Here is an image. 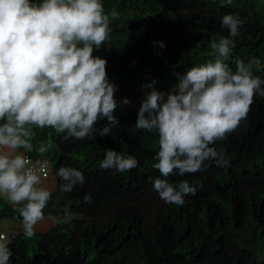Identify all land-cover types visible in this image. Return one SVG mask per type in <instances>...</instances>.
<instances>
[{
  "label": "trees",
  "instance_id": "obj_1",
  "mask_svg": "<svg viewBox=\"0 0 264 264\" xmlns=\"http://www.w3.org/2000/svg\"><path fill=\"white\" fill-rule=\"evenodd\" d=\"M54 1L0 0V134L55 182L0 221L57 218L0 264H264V0Z\"/></svg>",
  "mask_w": 264,
  "mask_h": 264
},
{
  "label": "built area",
  "instance_id": "obj_2",
  "mask_svg": "<svg viewBox=\"0 0 264 264\" xmlns=\"http://www.w3.org/2000/svg\"><path fill=\"white\" fill-rule=\"evenodd\" d=\"M51 178V167L47 161L34 160L25 154L21 157V168L18 171L4 172V187L1 196L12 201H21L34 190L40 179ZM16 234L14 229L3 231L0 225V246H4Z\"/></svg>",
  "mask_w": 264,
  "mask_h": 264
},
{
  "label": "crops",
  "instance_id": "obj_3",
  "mask_svg": "<svg viewBox=\"0 0 264 264\" xmlns=\"http://www.w3.org/2000/svg\"><path fill=\"white\" fill-rule=\"evenodd\" d=\"M21 156L22 152L17 151L8 141L7 137L0 134V179L2 180V174L8 171H18L21 168ZM53 175L48 180L41 179L36 183L33 192L24 197L22 202L32 204L35 201L41 200L48 194L54 192V182L52 181ZM3 182V180H2ZM31 196V199L28 197ZM43 218L37 219L36 225L42 224ZM22 224V223H21ZM20 223L14 225L15 229H20ZM22 230V229H21ZM23 231V230H22Z\"/></svg>",
  "mask_w": 264,
  "mask_h": 264
},
{
  "label": "rangeland",
  "instance_id": "obj_4",
  "mask_svg": "<svg viewBox=\"0 0 264 264\" xmlns=\"http://www.w3.org/2000/svg\"><path fill=\"white\" fill-rule=\"evenodd\" d=\"M54 2H57V0H55ZM153 98L152 95L150 94H142L139 91H132L128 94H125L122 99L121 102H134V103H139V102H146L149 101ZM49 178L45 179L48 180ZM52 181L54 182V179H52ZM55 183V182H54ZM3 182L0 179V193L3 189ZM29 199H31V196L28 197ZM57 221V218H46L44 217L42 220V224L40 226L35 227L37 220L35 221H31V222H27V223H20V229L18 230H23V231H27V232H39L43 235H46L53 227L55 222ZM18 222H13V221H9V220H2L0 221V225L3 229V231L7 232L9 231L11 228H15L14 225L17 224Z\"/></svg>",
  "mask_w": 264,
  "mask_h": 264
},
{
  "label": "clouds",
  "instance_id": "obj_5",
  "mask_svg": "<svg viewBox=\"0 0 264 264\" xmlns=\"http://www.w3.org/2000/svg\"><path fill=\"white\" fill-rule=\"evenodd\" d=\"M22 155H23V153H22ZM22 157V156H21ZM51 174H52V171H51ZM3 175V174H2ZM53 175V174H52ZM54 177V176H53ZM54 179V178H53ZM3 180V179H2ZM41 180V179H40ZM45 180V179H44ZM39 181V180H38ZM4 184V183H3ZM4 187V186H3ZM3 190V189H2ZM33 192V191H32ZM1 193H2V191H1ZM1 193H0V196H1ZM30 195V194H29ZM2 197V196H1ZM4 198V197H3ZM5 199V198H4ZM24 199V198H23ZM23 199L21 200V201H14V202H22L23 201ZM6 200H8V199H6ZM9 201H12V200H9ZM11 229H14L15 230V228H11ZM5 246V245H4Z\"/></svg>",
  "mask_w": 264,
  "mask_h": 264
}]
</instances>
